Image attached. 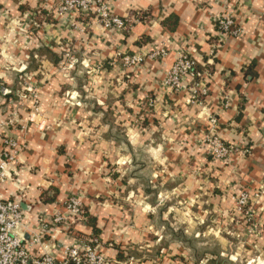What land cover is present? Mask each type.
<instances>
[{"label":"crops","instance_id":"obj_1","mask_svg":"<svg viewBox=\"0 0 264 264\" xmlns=\"http://www.w3.org/2000/svg\"><path fill=\"white\" fill-rule=\"evenodd\" d=\"M58 1L0 0V83L9 91H0V162L6 138L24 144L0 198L22 199L18 232L30 252L61 255L96 237L108 264H264V0H107L122 18L149 12L126 34L62 16ZM228 7L243 33L220 40L216 18ZM41 11L53 21L37 22ZM169 16L174 31L162 23ZM151 48L167 54L135 69L118 58ZM72 49L85 74L66 67ZM181 52L206 72L198 100L191 77L178 92L162 86ZM96 62L104 69L87 73ZM213 134L237 148L228 164L210 154ZM243 191L256 194L253 231L236 209ZM71 196L95 225L83 216L41 227ZM207 236L219 251L192 242Z\"/></svg>","mask_w":264,"mask_h":264},{"label":"built area","instance_id":"obj_2","mask_svg":"<svg viewBox=\"0 0 264 264\" xmlns=\"http://www.w3.org/2000/svg\"><path fill=\"white\" fill-rule=\"evenodd\" d=\"M57 3L56 10L62 16L76 13L81 19L95 21L106 31H125L127 28L130 30L132 27L130 23H127V18H122L113 11L111 4L107 0H59ZM35 16L36 13L30 14V22L27 21V26L32 23L36 24L32 20ZM216 23L220 40L239 36L243 33L241 27L235 21L232 7H228L226 11L219 15L216 18ZM72 52H74L73 49L68 59L69 68L75 67L76 63L80 62V59L72 55ZM166 54L164 49L151 48L132 54L118 53V58L121 60L123 67L135 69L140 67L147 58L165 57ZM103 69V63L96 62L92 63L87 73L97 75ZM205 75L206 72L197 68L191 55L181 52L164 78L162 86L167 91L178 92L187 87V79L191 77L194 79L191 87L192 100H198L201 95L208 93ZM26 90L31 92L33 88L29 85ZM2 92L5 95L9 93L7 89H2ZM34 107L36 111L39 109L37 105ZM211 122L213 127L217 129L218 118L212 116ZM207 138L210 144V154L213 158L228 164L230 157L237 149L235 145L225 143L215 134L207 136ZM4 142L7 147L2 154L0 162L1 181L11 177L9 167L17 162L24 148V144L12 138H6ZM255 196L256 194L252 196L248 191H243L237 195L236 199L238 213L251 225V230L249 231H253L256 226ZM84 213L85 210L80 197L71 196L65 202L63 209L56 211L48 221L46 218L41 220V227L44 229L50 228V225L70 227L78 219H83ZM24 218L25 211L22 207V199L18 197L0 198V264H108L105 254L96 245L98 242L96 237L90 239L82 238L73 244L64 245L61 255L50 250H45L40 255L32 254L27 240L18 232ZM42 237V234L36 233L32 239L33 243H40L41 239H43Z\"/></svg>","mask_w":264,"mask_h":264},{"label":"trees","instance_id":"obj_3","mask_svg":"<svg viewBox=\"0 0 264 264\" xmlns=\"http://www.w3.org/2000/svg\"><path fill=\"white\" fill-rule=\"evenodd\" d=\"M36 18V21L41 23L43 21H46V22H50V21H53V18L51 16V14H49L47 11H41L40 13H38V15L35 17ZM149 18V12L148 11H143V12H133L130 17L127 18V23H130V25H134V23L137 21V20H140V21H146L148 20ZM163 25L165 27H167L169 30L171 31H174L176 28H177V25H178V20H177V17L176 16H169L168 18L164 19L162 21ZM129 30V28H127L125 31H123V33H127ZM144 41H147L145 39H142V41H140V43H143ZM197 66V65H196ZM198 68V67H197ZM248 75H255V73H253L251 71V68L250 70L248 69V72H247V76ZM202 97V95L200 96V98ZM52 199V198H51ZM50 198H45L44 197V200H51ZM84 217L85 218H88L90 219L91 222H93L91 219V216L89 214H87L85 212L84 214ZM93 224L95 225V223L93 222ZM248 224V223H247ZM179 236L177 237H182V232H179L178 234ZM95 238V237H94ZM184 240H186V238H183ZM120 259L123 258V255L120 254Z\"/></svg>","mask_w":264,"mask_h":264},{"label":"rangeland","instance_id":"obj_4","mask_svg":"<svg viewBox=\"0 0 264 264\" xmlns=\"http://www.w3.org/2000/svg\"><path fill=\"white\" fill-rule=\"evenodd\" d=\"M67 52L68 53H70L71 51H69V50H67ZM77 52H78V50L76 51L75 50V52H72L71 54L72 55H75V56H77L78 57V55H77ZM70 55V54H69ZM69 55L67 56V58L69 59ZM66 64V67H68V64L67 63H65ZM76 64H79L80 65V67H79V70H81L83 73H84V71L86 70V67L85 66H83V63H80V62H78V63H76ZM76 66V65H75ZM85 74V73H84ZM28 81H30V82H32L33 80L31 79V78H26ZM85 79H86V77H85ZM23 80H24V78H23ZM23 82V81H22ZM25 83H26V81H24ZM36 83V82H35ZM24 84V83H23ZM33 88V87H32ZM2 89H6V86L3 84V83H0V91L2 92ZM22 93L24 92V91H21ZM31 92H33V91H31ZM24 93H26V92H24ZM23 93V95L22 96H25V94ZM33 97L35 98V94L33 95ZM36 104V103H35ZM36 105H38V104H36ZM195 245H202L203 247H206V249H208V250H210V251H212V252H216V251H219L218 249L221 247V244H220V242L217 240V238H215V237H211V236H207V237H202L201 238V240H196V241H192ZM190 244H192V243H190ZM243 243H240V245H242ZM193 245V244H192ZM242 247L244 248V245H242ZM244 255H246L245 253H244ZM208 257H211V255H209ZM212 259V258H211ZM242 260L246 263V261L247 260H249L248 259V257H243L242 258ZM237 263L238 264H243L242 262H240L239 260L237 261ZM253 263V262H252ZM251 263V264H252ZM225 264V263H224ZM226 264H228V263H226Z\"/></svg>","mask_w":264,"mask_h":264}]
</instances>
